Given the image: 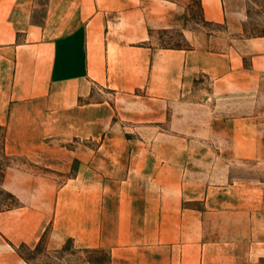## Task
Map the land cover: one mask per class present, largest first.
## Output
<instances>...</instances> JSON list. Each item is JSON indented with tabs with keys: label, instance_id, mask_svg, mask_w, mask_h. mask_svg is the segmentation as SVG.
<instances>
[{
	"label": "crops",
	"instance_id": "0c3cea01",
	"mask_svg": "<svg viewBox=\"0 0 264 264\" xmlns=\"http://www.w3.org/2000/svg\"><path fill=\"white\" fill-rule=\"evenodd\" d=\"M200 8L221 30L166 49L172 0H0L4 151L40 169L6 171L0 264L48 235L109 264H264V178L235 175L264 172V35L247 0Z\"/></svg>",
	"mask_w": 264,
	"mask_h": 264
},
{
	"label": "rangeland",
	"instance_id": "374dc122",
	"mask_svg": "<svg viewBox=\"0 0 264 264\" xmlns=\"http://www.w3.org/2000/svg\"><path fill=\"white\" fill-rule=\"evenodd\" d=\"M180 7V13L176 16L174 27L158 34L160 47L166 49H190V35L193 33H204L219 31L220 27L212 26L204 21L200 8V0H172ZM249 20L246 23L245 35L248 37H257L264 35V0H247ZM110 96V97H109ZM113 94L108 93V99ZM112 102V101H111ZM137 110V109H136ZM122 111V110H121ZM140 131L144 130L145 123H133ZM136 128L129 127V132H139ZM133 130V131H132ZM5 127H0V211L8 210L19 205L18 200L12 194L7 192L3 187L6 171L9 167H19L29 171H40L32 163L24 158L8 157L4 151L5 144ZM58 143L59 148L81 149L84 142L79 139L62 140ZM99 142H91L90 146L96 148ZM88 144V142H87ZM239 170V171H237ZM236 177H253L261 176L264 178V172H261L255 166L236 167ZM21 253L32 264H109V256L106 251H77L72 247L69 241L62 247L56 248L51 237L48 235L36 251H30L21 248Z\"/></svg>",
	"mask_w": 264,
	"mask_h": 264
}]
</instances>
